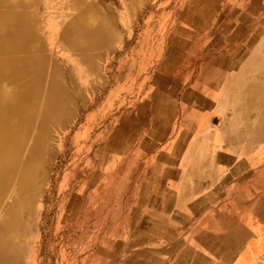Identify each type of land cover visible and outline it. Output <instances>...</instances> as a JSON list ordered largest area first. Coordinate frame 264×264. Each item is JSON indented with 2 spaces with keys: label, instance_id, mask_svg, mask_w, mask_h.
<instances>
[{
  "label": "rangeland",
  "instance_id": "rangeland-1",
  "mask_svg": "<svg viewBox=\"0 0 264 264\" xmlns=\"http://www.w3.org/2000/svg\"><path fill=\"white\" fill-rule=\"evenodd\" d=\"M43 1L53 16L69 11L66 0ZM79 3L67 19L92 6L88 19L97 25L99 15L107 26L98 24L101 41L87 49L83 65L78 55L67 58L60 50L58 28L35 37L34 67L44 75H38L40 88L29 100L25 129L9 136L17 140L7 173L11 183L0 192V216L32 142L35 146L34 186L23 193L29 203L20 211L26 232H15L23 245L18 264H182L183 258L206 264V255L180 253L177 237L158 239L129 229L127 198L138 178L135 152L164 148L150 138L161 137L168 120V134H174L184 118L215 121L224 132L220 139L232 132L246 149L264 151V132L255 140L250 134L264 131V0ZM221 55L236 57L230 64L209 62ZM54 70L62 106L56 119L45 120ZM244 70L241 87H235ZM192 87L205 97L200 104L209 101L208 109H188L195 97L185 91ZM21 220L15 222L19 231ZM197 241L207 246L205 238Z\"/></svg>",
  "mask_w": 264,
  "mask_h": 264
},
{
  "label": "crops",
  "instance_id": "crops-1",
  "mask_svg": "<svg viewBox=\"0 0 264 264\" xmlns=\"http://www.w3.org/2000/svg\"><path fill=\"white\" fill-rule=\"evenodd\" d=\"M235 57L221 55L209 62L230 64ZM231 69L228 65L226 71ZM198 91H185L195 97L188 106L194 112L208 109V102L199 103L205 97ZM170 123H163L161 137L150 138L164 148L135 152L138 178L127 198L129 229L158 239L177 237L180 253L206 255V264H264L262 147L246 149L241 140L235 148L215 140L224 132L210 119H180L172 135ZM167 224L172 225L169 231ZM200 238L207 246L198 243ZM190 261L183 258L182 264Z\"/></svg>",
  "mask_w": 264,
  "mask_h": 264
},
{
  "label": "bare ground",
  "instance_id": "bare-ground-1",
  "mask_svg": "<svg viewBox=\"0 0 264 264\" xmlns=\"http://www.w3.org/2000/svg\"><path fill=\"white\" fill-rule=\"evenodd\" d=\"M48 5L43 0H0V192L11 183V178L9 180L7 173L8 168L12 167L13 150L17 138L9 136L25 129L24 125L30 119L32 111L27 107L29 100L34 96V91L40 88L38 75H44L41 71L36 72L34 67L35 37L46 38L47 32L58 28L60 30L58 36L60 50L67 51V58L78 55L80 62L87 65L86 60H89V57L85 56L87 49L97 46L101 41L98 32L102 31V27L104 29L107 27L99 15L98 24L100 23L102 27L88 19L89 14L85 12L88 10V13H92L94 9L88 5L80 8L75 16L67 19L72 10L82 5L79 0H66V8L69 11L59 17L52 15L53 12L50 11ZM45 13L47 16L51 14L52 18L50 19V16L46 18ZM77 40L81 43H75ZM262 42L264 43V39ZM62 57L64 59L65 55L63 54ZM54 71V81L50 82L51 92L46 102L50 114L47 112L48 116L44 118L45 120L56 119V111H59L62 106L56 95L59 89L57 74L59 71ZM245 71L237 75L236 80L234 79L235 87H241L240 79L244 78V74L246 75ZM232 108L234 120H238L237 107ZM263 132L261 129L252 130L250 133L252 140L262 137ZM222 139L228 145L238 148L242 138L229 132ZM237 139L240 140L237 141ZM43 140L37 138L39 143ZM215 140L220 141L221 139L217 136ZM34 148L32 142L27 157L22 161L23 167L17 181L18 185L16 184L10 202L0 216V264H18L22 261L23 245L19 243V237L15 232L18 231L21 235L26 232V225L21 220L20 211L23 206L28 207L29 203L23 198V193L28 192L29 188L34 186V174H32ZM17 162L19 160L14 164ZM18 220H21L20 231L17 230L18 224H15Z\"/></svg>",
  "mask_w": 264,
  "mask_h": 264
}]
</instances>
